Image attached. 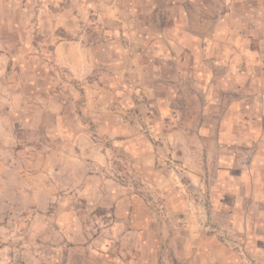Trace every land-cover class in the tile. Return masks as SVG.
I'll list each match as a JSON object with an SVG mask.
<instances>
[{"label": "crops", "instance_id": "crops-1", "mask_svg": "<svg viewBox=\"0 0 264 264\" xmlns=\"http://www.w3.org/2000/svg\"><path fill=\"white\" fill-rule=\"evenodd\" d=\"M120 1L88 7L118 23L121 38L95 54L82 41L55 44L56 64L80 82L81 102L70 118L52 101L51 123L34 122L40 133L3 142L0 219L10 205V213L63 222L70 249L63 260L50 252L49 264H159L163 231L148 205L126 193L110 157L153 174L155 141L190 135L213 163L206 219L230 254L206 264H264V0ZM94 125L106 138L91 134ZM98 207L114 226L95 243L78 226ZM183 238L170 252L187 263L195 246L187 250Z\"/></svg>", "mask_w": 264, "mask_h": 264}, {"label": "rangeland", "instance_id": "rangeland-1", "mask_svg": "<svg viewBox=\"0 0 264 264\" xmlns=\"http://www.w3.org/2000/svg\"><path fill=\"white\" fill-rule=\"evenodd\" d=\"M94 2L99 3L98 0H0V162L4 161L3 151L8 149L3 143L8 137L13 135L26 143L32 139L31 133L41 131V126L34 130L35 121L51 123L53 114L47 107L52 101L61 104L63 115L70 118L74 117L76 104L81 102L75 97L79 95L80 82L73 79L66 67L56 64L55 44L82 41L95 54L102 44L122 37L118 23L111 25L104 16H99L97 7H88ZM125 2L132 4L131 0ZM100 131L94 125L91 134L106 138ZM189 136L178 142L155 141L153 174L132 172L129 161L120 155L110 157L126 193L148 205L155 228L163 231L159 264H195L196 259L197 264H206L227 261L230 255L226 238L213 237V226L206 219L213 163L204 161ZM110 143L100 141V147L110 149ZM17 146L23 147L19 143ZM2 207L5 218L0 219V264H49L50 252L57 249L63 260L71 245L61 231L66 228L62 227L63 222L44 220L34 213L14 214L10 213L12 206ZM100 209L88 213L78 226L90 232V235L83 233L85 239L95 243L104 238L100 237V231L107 224L106 228L114 226L110 217H101ZM185 236L187 250L195 246L187 263L178 261L175 253L170 252L171 246H184ZM201 244L205 252H195Z\"/></svg>", "mask_w": 264, "mask_h": 264}]
</instances>
